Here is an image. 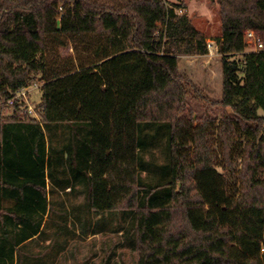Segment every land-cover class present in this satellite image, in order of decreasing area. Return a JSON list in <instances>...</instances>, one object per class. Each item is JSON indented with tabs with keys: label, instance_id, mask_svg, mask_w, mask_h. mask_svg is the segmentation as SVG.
<instances>
[{
	"label": "trees",
	"instance_id": "16d2710c",
	"mask_svg": "<svg viewBox=\"0 0 264 264\" xmlns=\"http://www.w3.org/2000/svg\"><path fill=\"white\" fill-rule=\"evenodd\" d=\"M218 3L224 80L214 105L233 112L218 128L223 165L208 122L182 118L190 91L203 95L181 75L179 58L209 52L189 15L177 13L184 5L0 0V110L15 112L0 122V189L10 203L0 209V264H14L18 248L41 233L51 190L80 182L96 213L135 212L139 264H264V50L247 53L245 41L254 32L264 46V0ZM36 82L39 119L26 102L8 104ZM61 124L75 137L60 151L48 147L46 130ZM149 127L167 129L170 154L151 185L140 171ZM242 137V187L231 195L218 168L234 167ZM142 191L149 195L140 203Z\"/></svg>",
	"mask_w": 264,
	"mask_h": 264
},
{
	"label": "rangeland",
	"instance_id": "374dc122",
	"mask_svg": "<svg viewBox=\"0 0 264 264\" xmlns=\"http://www.w3.org/2000/svg\"><path fill=\"white\" fill-rule=\"evenodd\" d=\"M169 6L184 5L177 13H187L192 24L201 31L208 45V54L201 56L183 55L179 58V71L203 95L202 99L191 90L187 99V109L182 118L193 120L194 127L208 122L209 145L216 161L223 165L224 153L221 147L220 124L233 112L230 108L214 105L223 99L222 54L217 51L216 39L222 34L221 7L218 0H166ZM246 52L256 51L257 41L248 38ZM257 40L259 39L255 35ZM39 85V82H36ZM41 87L28 93L32 105V117L37 114V106L42 101ZM10 106L14 105L8 101ZM28 104V103H27ZM13 108L0 110V122L13 121ZM262 113V112H261ZM263 114V113H262ZM23 118V117H22ZM21 118L22 121H24ZM84 131V130H83ZM80 131V134L83 133ZM149 145L142 149L140 168L145 184H156L169 163V141L166 128L149 127L145 129ZM48 147L62 150L75 137L72 128L66 124L54 125L46 130ZM247 139L239 138L231 155L233 168H218L225 177L228 191L237 195L242 187L240 173L247 150ZM50 148V152H51ZM62 168V167H60ZM68 173L67 177H70ZM60 175V173H59ZM62 177V175H60ZM264 179V170L260 172ZM51 187V179H48ZM74 188L55 186L49 195V210L44 218L41 233L18 248L14 264H139L137 233L135 231V212L119 209L112 212L96 213L89 203V186L80 182ZM52 188V187H51ZM149 194L140 193V203ZM159 204L164 205L167 197L163 191L156 194ZM9 202L3 200L0 189V209H6Z\"/></svg>",
	"mask_w": 264,
	"mask_h": 264
},
{
	"label": "built area",
	"instance_id": "2783aa9c",
	"mask_svg": "<svg viewBox=\"0 0 264 264\" xmlns=\"http://www.w3.org/2000/svg\"><path fill=\"white\" fill-rule=\"evenodd\" d=\"M248 38H249L250 40L255 39V41H257V47H258V49H256V51L264 50V46H263V44L261 43V41H260L259 39L257 40V38H256L254 32H249V34H248ZM208 46H209V45H208ZM209 47H210L211 49L213 48L212 45H210ZM216 49H217V51L219 50L218 47H217ZM39 85H40V87L42 86V84H39ZM39 85H38V83H36V84H34V85L30 86V87H25V89H22V90L16 92V93L13 95V97L10 99V103H11V104H14V103H16V102H19V103H25V102H26V103H28V106H27V108H26L27 111L30 112V113L34 112V111H33V108H32V105L29 104L28 93H29L30 91L36 89V88H39ZM35 117L39 119V117H38L37 114H35Z\"/></svg>",
	"mask_w": 264,
	"mask_h": 264
}]
</instances>
